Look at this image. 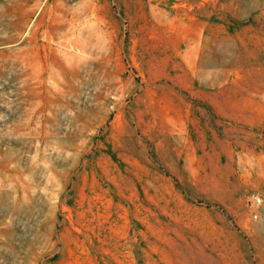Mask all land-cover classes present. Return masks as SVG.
Segmentation results:
<instances>
[{"label": "rangeland", "instance_id": "rangeland-1", "mask_svg": "<svg viewBox=\"0 0 264 264\" xmlns=\"http://www.w3.org/2000/svg\"><path fill=\"white\" fill-rule=\"evenodd\" d=\"M49 5L0 0V264H211L220 215L264 264V0Z\"/></svg>", "mask_w": 264, "mask_h": 264}, {"label": "crops", "instance_id": "crops-1", "mask_svg": "<svg viewBox=\"0 0 264 264\" xmlns=\"http://www.w3.org/2000/svg\"><path fill=\"white\" fill-rule=\"evenodd\" d=\"M49 1V6H52L54 3L58 2L59 6L62 7V0ZM60 29L62 30V26L60 27ZM182 108L184 109H178L179 114L171 115L167 112L161 115L160 117H166V122L176 124L179 121H195L196 117L194 115L191 116L190 114H187V112H189V107ZM172 128H174V124L172 125ZM227 217V215L216 216L215 219H213L212 228L210 230L209 236L203 238V240L201 241L202 244H198L199 247L202 246L205 250L203 253L210 257L211 264L241 263L242 235L239 233V230L228 221Z\"/></svg>", "mask_w": 264, "mask_h": 264}, {"label": "built area", "instance_id": "built-area-1", "mask_svg": "<svg viewBox=\"0 0 264 264\" xmlns=\"http://www.w3.org/2000/svg\"><path fill=\"white\" fill-rule=\"evenodd\" d=\"M249 200H250V202L252 204H259V203H261L262 198L258 194H256V193H251L249 195ZM254 216H256V215H254Z\"/></svg>", "mask_w": 264, "mask_h": 264}]
</instances>
